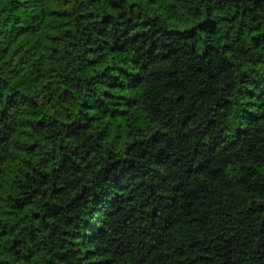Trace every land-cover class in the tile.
<instances>
[{"label":"trees","instance_id":"16d2710c","mask_svg":"<svg viewBox=\"0 0 264 264\" xmlns=\"http://www.w3.org/2000/svg\"><path fill=\"white\" fill-rule=\"evenodd\" d=\"M0 264H264V0H0Z\"/></svg>","mask_w":264,"mask_h":264}]
</instances>
